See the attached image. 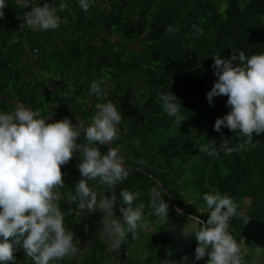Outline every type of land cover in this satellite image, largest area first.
Returning a JSON list of instances; mask_svg holds the SVG:
<instances>
[{
	"label": "trees",
	"instance_id": "16d2710c",
	"mask_svg": "<svg viewBox=\"0 0 264 264\" xmlns=\"http://www.w3.org/2000/svg\"><path fill=\"white\" fill-rule=\"evenodd\" d=\"M44 2L67 5L58 12L62 22L56 30L21 28L23 12L30 8L6 0L0 20V94L38 110L40 118L68 117L76 124L79 120L89 125L97 103L111 101L121 111L119 139L112 147L119 148L131 172L115 188L116 205L118 211L127 207L120 197L124 189L143 193L133 206L144 203V219L156 229H140L135 239L127 233L120 263L160 264L187 247L190 264H207V257L195 260L196 241L183 236L182 229L189 223L194 234L196 228L189 217L177 214L172 199L181 210L206 222L210 210L203 196L219 191L232 197L238 213L249 218L246 225L236 217L229 223L242 247L243 264H264V134L253 135L255 147L246 144L231 155L220 152L212 157L200 151L213 140L219 145L221 133L232 147L245 139L227 128L214 130L215 120L230 109L227 97H215L210 106L206 94L217 80L211 67L214 56L264 53V0H107V5L94 0L87 12L78 0H30V5ZM170 26L174 33L166 32ZM94 81H103L99 98L90 93ZM168 91L181 102V125L158 100ZM13 110L14 105L0 99V113ZM77 143H85L83 136ZM107 150L100 147L102 153ZM81 158L77 152L61 166L64 188L59 189L65 227L77 237L82 233L88 245L76 264H93V257L96 264H116L109 262L106 241L95 231L91 213L70 203L81 179ZM154 178L169 203L167 225L147 207L149 190L160 186ZM95 183L89 181V186ZM96 191L111 195L106 187ZM118 218L122 219L120 211ZM144 234L149 236L138 242ZM137 244L144 253L131 258ZM14 255L16 264H33L26 262L22 249Z\"/></svg>",
	"mask_w": 264,
	"mask_h": 264
},
{
	"label": "clouds",
	"instance_id": "9594fccd",
	"mask_svg": "<svg viewBox=\"0 0 264 264\" xmlns=\"http://www.w3.org/2000/svg\"><path fill=\"white\" fill-rule=\"evenodd\" d=\"M82 10L87 12L94 0H78ZM19 5L30 8L23 12V24L29 29L43 31L56 30L61 26V17L66 4L55 6L44 2L32 7L30 0H18ZM8 7L6 0H0V20L5 17ZM195 28V26H193ZM170 26L167 33H174ZM202 33V30H197ZM15 42V39H13ZM211 66L217 80L206 94L209 105L215 97H227L226 107L230 111L217 118L214 130L221 133L222 128L244 137L242 144L232 147L229 139L221 133V142L211 141L202 145L201 152L217 157L252 144L253 135L264 134V53L246 56L243 51L228 59L214 56ZM103 81H94L90 93L99 98ZM164 112L180 124L185 120L181 115V102L170 91L158 96ZM96 114L89 125L77 120L74 126L69 118L46 123L40 112L17 103L10 113H0V264H16L14 253L23 250L33 264H52L79 249V238L66 228V213L61 211V193L64 188L61 166L67 165L77 152L82 153L78 164L81 179L75 186V194L70 197L79 209L94 214L103 212V231L107 234L111 251L119 252L126 242L127 233L138 238V230H148L150 222L144 219L146 205L134 202L143 193L124 189L120 197L127 207L119 209L122 219L115 216V188L123 183L131 172L126 167L119 148L108 147L106 153L100 147L112 145L119 139L118 125L124 117L111 101L96 104ZM83 136L85 143H77ZM143 164L144 161H139ZM89 181H95L91 187ZM106 187L111 195H99L97 188ZM147 207L150 215L168 224L169 203L164 199L161 186H153L148 193ZM210 210L208 219L189 217L188 222L195 226L194 234L189 232V223L182 229V235L191 236L196 241L195 260L207 257V264H243L242 247L229 230L233 217L243 219L245 225L249 218L238 213V204L228 194L216 192L203 196ZM69 209L67 214H71ZM182 214V210H177ZM188 257L180 261L164 264H187Z\"/></svg>",
	"mask_w": 264,
	"mask_h": 264
},
{
	"label": "rangeland",
	"instance_id": "374dc122",
	"mask_svg": "<svg viewBox=\"0 0 264 264\" xmlns=\"http://www.w3.org/2000/svg\"><path fill=\"white\" fill-rule=\"evenodd\" d=\"M18 1V0H17ZM107 0H96L97 4H101V5H107L106 3ZM95 45H99V44H95ZM132 47L134 48H138L135 43H132L131 44ZM118 206L116 205L115 207V216L118 218L119 217V211H118ZM89 213V212H87ZM91 216H93V225H94V229L95 231L97 232V234L100 236V238H102L103 240L106 241V244H107V248H108V252H109V255H110V258H109V262H114L116 264H121V255H120V249H119V252H112L111 249H110V242L107 238V234L102 232L103 231V223H102V220H103V216H104V213L103 212H100V211H97L95 212L94 214H91ZM156 228L155 227H150L149 230L152 231V230H155ZM79 231H83V229L80 228ZM149 236V235H146L144 234L140 240H138V242L142 241L144 242V240L146 239V237ZM83 237L82 233H81V236L79 234V251L76 253V254H73V255H69L67 257H65V263L66 264H76L79 262V258L82 256V253L84 252V250L87 248V244L85 242H83V240L81 239ZM187 251H188V248L187 247H183L180 249L179 253L178 254H175L173 255L170 259H164L162 260V262L160 264H164L165 261H168V262H173V261H180L182 257L184 256H187L188 257V262L187 264H190V261H189V256L187 254ZM140 253H144L143 252V248L140 246V245H134L133 248L131 249L130 251V256L131 258H133L136 254H140ZM99 256V255H98ZM97 256V257H98ZM29 261V258L26 257V262ZM57 263H60L61 261H56ZM93 264H96V260L95 258L93 257ZM126 264V263H125ZM129 264H132V263H129ZM134 264V263H133ZM146 264H154L153 262H149V263H146Z\"/></svg>",
	"mask_w": 264,
	"mask_h": 264
},
{
	"label": "water",
	"instance_id": "95a60500",
	"mask_svg": "<svg viewBox=\"0 0 264 264\" xmlns=\"http://www.w3.org/2000/svg\"><path fill=\"white\" fill-rule=\"evenodd\" d=\"M0 99L7 101V102L11 103V104L14 105V106H15L17 103H19V104H22V105H24L25 107L31 109V107L26 106L25 104L20 103V102H17V101H15V100H12V99H10V98H8V97H6V96H4V95H1V94H0ZM64 118H66V117H59V118H52V117H49V118H46V123L53 122V121H57V120H62V119H64ZM67 118H68V117H67ZM69 119H70V118H69ZM70 120H71V119H70ZM71 121H72V120H71ZM72 124H73L74 126L76 125V123H75L74 121H72ZM111 146H112V145H107V148H108V147H111ZM150 177H151V176H150ZM154 180L157 181L155 178H154ZM157 183L163 188L162 184H160L158 181H157ZM172 204H173V208H174L176 211H177L178 209L181 210V209L175 204V202H174L173 199H172ZM182 215H184V216H186V217H193L192 215H190V214L184 212L183 210H182Z\"/></svg>",
	"mask_w": 264,
	"mask_h": 264
}]
</instances>
